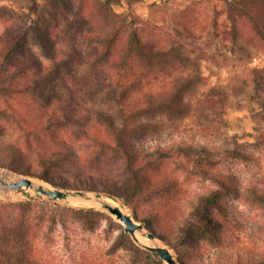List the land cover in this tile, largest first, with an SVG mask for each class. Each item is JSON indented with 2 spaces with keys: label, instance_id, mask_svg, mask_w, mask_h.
<instances>
[{
  "label": "trees",
  "instance_id": "1",
  "mask_svg": "<svg viewBox=\"0 0 264 264\" xmlns=\"http://www.w3.org/2000/svg\"><path fill=\"white\" fill-rule=\"evenodd\" d=\"M42 1L41 9L35 7L37 16L17 21L0 34V134L7 128L15 132L13 143H0V166L44 178L59 189L106 194L131 209L144 227L176 250V257L181 255L177 245L193 239V231L209 234L221 226L214 211L222 207L224 194L264 207V187L242 190L214 172L220 158L207 146L136 151L138 143L161 133L167 123L197 121L203 114L210 120L218 107L229 104L232 96L228 91L234 92L231 85L225 89L210 82L204 65L218 62L219 67L227 68V57L217 58L222 48L238 55L240 63L251 62L256 53L264 54V0H224L223 7H216L211 16L201 18L186 12L168 26L145 20L134 11V2L128 11L119 13L115 0ZM11 19L0 16L2 21ZM82 62L88 69L84 83L77 78ZM246 70L250 79L239 80L235 75L231 77L234 86H241V93L253 88L263 98L264 66ZM78 97L86 108L82 112L68 104ZM85 97L92 102L90 106ZM69 123L90 127L91 132H83L88 140L83 155L60 144L55 149L45 146L50 143L44 135L56 142L58 131ZM200 127L210 128L208 124ZM33 135L40 147L31 142ZM110 156L126 173L120 180L86 165H93L94 157L103 161ZM172 160L184 172H192L191 165L200 167L201 174L209 172L221 187L200 194L193 217L176 224L164 222L158 212L141 216L137 208L141 200L177 189L179 176L173 173L154 178L144 174L159 171ZM67 162L77 165L80 174L64 169ZM46 199L62 213L36 215L32 198L0 199V264H99L85 253L79 261L59 260L47 253L44 244L48 230L64 216L94 224L106 213L96 206H61L58 200ZM127 242V250L135 254L128 264H166L129 237ZM178 260L188 263L181 257ZM231 264H264V253L240 254Z\"/></svg>",
  "mask_w": 264,
  "mask_h": 264
},
{
  "label": "rangeland",
  "instance_id": "2",
  "mask_svg": "<svg viewBox=\"0 0 264 264\" xmlns=\"http://www.w3.org/2000/svg\"><path fill=\"white\" fill-rule=\"evenodd\" d=\"M115 2H118L115 4V10L119 13L128 11L130 2H134V11L145 20L153 24L156 22L158 25L168 26L175 22L176 16H181L180 14L186 12H191L193 16L201 18L211 16L216 7H223L224 0H140L136 3L135 0H115ZM37 6L38 8L42 7L43 1L0 0V16L12 17L9 22L0 20V34L15 25L17 21H30L31 18L37 16L35 10ZM220 51L222 55L217 58L224 60V56H226L227 61L224 66L228 67L225 69L219 67L218 62L206 63L204 72L208 74L210 82H216L222 88L227 89L231 85L234 92L228 91V94L232 96L230 100L228 99L229 104L218 107L211 115L210 120H207L203 114L197 121L167 123L161 133L147 137L138 143L136 151L141 154L145 151L152 152L156 148L172 145L174 147L181 145L207 146L215 152V157L220 158L219 163L212 169L214 172L226 176L242 190L253 185L264 187V105H261L264 103V97L258 98L259 94L253 88H248L245 93H241V86L238 84L234 86V80L231 78L238 75L239 80L241 78L250 79V69L246 70V68L263 67L264 54L256 53L252 56L251 62L240 63L238 55L235 56L223 48ZM228 69L232 70V74ZM87 70L82 62L77 75L81 83H84L87 78ZM84 87L85 85H82V88ZM234 96H239V98L234 99ZM85 99L88 100L87 104L90 106L92 104L90 99L88 97ZM68 100L69 98L66 97V101ZM68 104L76 111L82 112L86 109L80 105L79 97ZM70 123L59 131V128L55 129L56 133L58 131L56 142L52 143L51 141L54 137L44 135L45 141L50 143H46L48 145L45 146L55 149L57 144H60L62 148L83 155L87 149L86 142H88L83 132H91L89 131L90 127H83L78 123L70 125ZM204 124H208L210 128L201 129L200 126ZM13 139H15L13 129L7 128L3 134H0V143L2 141L13 143ZM36 139V136L33 135L31 142L34 147H40ZM241 153L243 156L240 157ZM93 162V165L88 163L86 165L100 170L99 174L111 175L117 180L126 175L121 164L112 156L103 161L94 157ZM192 166L190 167L192 172H184L178 169L177 164L172 160L159 171L144 172L145 176L150 178L162 173H173L179 176V184L173 192L155 194L151 199L141 200L137 205L140 215L158 212L163 221L170 224H176L186 218L193 217V205L196 203L197 197L221 187L210 178L209 172V175L205 176L201 174L200 167ZM63 168L80 174L78 166L72 163H65ZM0 170L9 171L18 177L24 175L7 167L0 166ZM36 179L41 183L48 182L41 177H36ZM30 194L31 196L28 197ZM43 197L39 198L33 190L23 188L11 191L0 199L18 201L32 198L36 215L50 217L54 213H56L55 215L62 213V210L59 208L58 210L53 202L47 200V197ZM59 202L63 204L61 206L65 204L70 207H95L91 203ZM117 203L121 205L119 202ZM221 205L222 207L214 211L216 218L221 221V226L215 227L209 234H203L198 230L193 231V239L177 245L181 253V255L175 256L177 260L181 257L187 260V264H231L234 258L240 254L257 256L264 253V207L240 200L233 194H224L221 198ZM123 208L133 214L131 209ZM105 213V217L96 220L94 224H83L71 216L61 218L59 215L60 222L48 230L49 236L44 244L47 253L59 260L63 259L69 262L79 261L85 253L98 260L99 264H128L130 255L134 253L127 250V237L134 240L130 234L125 232L122 222L108 212ZM137 221L142 223L141 220ZM145 229L146 232H152L146 227ZM138 236L144 243L152 244L154 242L142 234H138ZM156 242L170 248L159 237ZM171 250L173 253L176 251L174 248ZM139 260V257H136L137 263Z\"/></svg>",
  "mask_w": 264,
  "mask_h": 264
},
{
  "label": "water",
  "instance_id": "3",
  "mask_svg": "<svg viewBox=\"0 0 264 264\" xmlns=\"http://www.w3.org/2000/svg\"><path fill=\"white\" fill-rule=\"evenodd\" d=\"M19 180L10 183H4L5 190L0 191V198L11 191L21 190L27 188L33 190L36 194L50 197L58 201L66 203H97L96 207L101 208L103 211L116 217V219L123 223L125 227V232L130 234L133 240L145 250H148L156 255H158L167 264H179L172 250L167 247L160 245L156 242L157 237L152 232H146L144 225L138 222L132 213L125 210L121 205L114 206L109 202L111 197L100 191H85L80 189H59L48 182L41 183L33 176H21ZM39 183V184H37ZM28 195V197H30ZM114 200V199H113ZM138 234H142L152 241V244L144 243L140 240Z\"/></svg>",
  "mask_w": 264,
  "mask_h": 264
},
{
  "label": "bare ground",
  "instance_id": "4",
  "mask_svg": "<svg viewBox=\"0 0 264 264\" xmlns=\"http://www.w3.org/2000/svg\"><path fill=\"white\" fill-rule=\"evenodd\" d=\"M22 177H18L16 175H13L11 172L9 171H5V170H0V185L2 186V189L0 191H4L5 186L4 183H10V182H14L16 180H19ZM39 184V183H37ZM109 202L114 205V206H118L119 204L114 201L113 199H109ZM97 203H91V205H96Z\"/></svg>",
  "mask_w": 264,
  "mask_h": 264
}]
</instances>
